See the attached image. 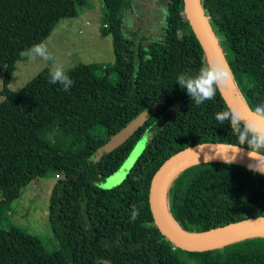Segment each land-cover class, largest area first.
Wrapping results in <instances>:
<instances>
[{"label": "trees", "instance_id": "trees-1", "mask_svg": "<svg viewBox=\"0 0 264 264\" xmlns=\"http://www.w3.org/2000/svg\"><path fill=\"white\" fill-rule=\"evenodd\" d=\"M102 34L112 36L115 63L65 70V92L49 68L19 91L9 81L20 53L45 42L76 0H0V264H264V235L203 251H183L159 230L150 205L153 180L177 153L206 143L237 145L215 120L229 108L221 92L196 105L176 83L207 61L186 0H103ZM233 84L254 109L264 103V0H200ZM117 74V82L110 75ZM146 123L111 153L105 144L132 120ZM242 126L244 122H241ZM55 129L54 142L46 131ZM247 149V147H244ZM133 158L123 181L107 179ZM49 220L58 243L46 250L21 228L6 227L5 206L33 181L57 177ZM135 206L139 216L130 219ZM166 209L185 232L202 233L264 216V174L206 160L170 182Z\"/></svg>", "mask_w": 264, "mask_h": 264}, {"label": "rangeland", "instance_id": "rangeland-1", "mask_svg": "<svg viewBox=\"0 0 264 264\" xmlns=\"http://www.w3.org/2000/svg\"><path fill=\"white\" fill-rule=\"evenodd\" d=\"M76 1L78 17L62 20L44 42L54 55L55 61L19 56L9 81L10 90H21L45 69L52 71L53 64L63 67L65 71L79 64L111 66L115 63L112 36L102 34L105 16L103 0ZM5 77L6 67L0 65V102L4 100L1 91L5 85ZM110 78L112 83L117 82L116 73H112ZM54 136V128L45 133L46 139L51 142H54ZM133 162L131 158L120 171L107 179L105 186L111 188L123 181ZM58 179L49 177L33 181L24 189L18 200L5 206L3 214L6 227L23 229L36 244L51 252L58 249L49 220L50 198Z\"/></svg>", "mask_w": 264, "mask_h": 264}, {"label": "water", "instance_id": "water-1", "mask_svg": "<svg viewBox=\"0 0 264 264\" xmlns=\"http://www.w3.org/2000/svg\"><path fill=\"white\" fill-rule=\"evenodd\" d=\"M186 4L188 17L202 44L207 59L221 60L224 62L218 41L208 23L200 0H186ZM221 94L229 107L235 108L246 117H251L252 109L243 102L237 91L234 93L230 84L223 89ZM146 121V114L143 113L139 115L119 133L114 135L105 144L104 150L111 153L122 146L146 123ZM243 122L245 123V121ZM235 147L236 146L230 144L206 143L185 149L169 158L155 176L150 190L151 210L161 233L177 247L188 251H203L222 247L248 237L264 235H248L264 230V216L244 220L207 232L189 233L182 230L174 221V226H170L164 215L162 208V193L164 194L163 199L165 200L166 206V194L170 182L186 167L206 160H226L246 166L249 164L240 162L237 159L247 161L251 164L256 163L249 159L247 155L248 149L243 148L241 152L235 153ZM233 157H235V159H233Z\"/></svg>", "mask_w": 264, "mask_h": 264}, {"label": "clouds", "instance_id": "clouds-1", "mask_svg": "<svg viewBox=\"0 0 264 264\" xmlns=\"http://www.w3.org/2000/svg\"><path fill=\"white\" fill-rule=\"evenodd\" d=\"M21 57L40 58L45 61L54 62L55 57L49 51L47 45L41 41L32 44L28 49L20 53ZM233 80V73L226 62L209 59L202 63L194 75L180 74L176 83L196 105L206 101L214 100L218 92L229 85ZM48 82L60 84L67 92L73 84L69 75L63 67L53 64V70L49 72ZM215 120L220 124L228 123L231 132L237 138V145L234 152L239 153L244 147L249 150L247 155L250 160L256 163L249 164V171L264 174V103L258 104L251 112V117H246L235 108H226L215 114ZM242 121L245 123L241 124ZM235 159V157H233ZM139 216V210L133 206L130 212V219L135 221ZM97 264H110L107 259L98 260Z\"/></svg>", "mask_w": 264, "mask_h": 264}, {"label": "bare ground", "instance_id": "bare-ground-1", "mask_svg": "<svg viewBox=\"0 0 264 264\" xmlns=\"http://www.w3.org/2000/svg\"><path fill=\"white\" fill-rule=\"evenodd\" d=\"M233 81V80H232ZM230 87H231V89L234 91V93H236V89H235V87H234V85H233V82H231L230 83ZM238 161H240V162H243V163H247V164H251V163H248L247 161H244V160H241V159H237ZM164 188H165V186H164ZM163 196H164V194L162 193V208H163V211H164V215H165V217H166V221L168 222V224L170 225V226H174V222H173V220H172V218L170 217V215H169V213H168V211H167V209H166V206H165V200L163 199ZM257 234H264V230H262V231H258V232H255V233H253V234H248V235H257ZM237 239V238H236ZM234 242H237V241H234ZM233 243V242H232Z\"/></svg>", "mask_w": 264, "mask_h": 264}, {"label": "built area", "instance_id": "built-area-1", "mask_svg": "<svg viewBox=\"0 0 264 264\" xmlns=\"http://www.w3.org/2000/svg\"><path fill=\"white\" fill-rule=\"evenodd\" d=\"M59 176H57V178H58Z\"/></svg>", "mask_w": 264, "mask_h": 264}]
</instances>
